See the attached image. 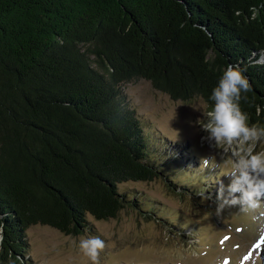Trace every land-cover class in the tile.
Listing matches in <instances>:
<instances>
[{
	"label": "trees",
	"instance_id": "1",
	"mask_svg": "<svg viewBox=\"0 0 264 264\" xmlns=\"http://www.w3.org/2000/svg\"><path fill=\"white\" fill-rule=\"evenodd\" d=\"M261 4L0 0V264L29 262L34 225L78 236L95 231L87 215L108 220L129 208L160 219L121 184L162 178L178 194L192 191L169 172L185 168L176 163L189 158L184 151L169 170L152 159L125 83L144 79L174 101L201 98L210 111L212 89L239 65L250 84L240 107L250 125H264Z\"/></svg>",
	"mask_w": 264,
	"mask_h": 264
},
{
	"label": "rangeland",
	"instance_id": "2",
	"mask_svg": "<svg viewBox=\"0 0 264 264\" xmlns=\"http://www.w3.org/2000/svg\"><path fill=\"white\" fill-rule=\"evenodd\" d=\"M123 90L152 140V159L169 170L167 163L179 150L189 157L178 155L176 163L181 161L185 168L171 167L169 172L176 184L192 191L178 189L182 192L178 194L162 178L121 184L120 191L156 206L160 219H146L142 212L127 208L114 219L87 215L94 233L68 236L48 226H31L26 264H91L79 247L80 239L89 236L106 243L100 264H264V206L247 213L239 205L225 207L217 214V182L229 183L225 174L231 164L229 154L211 146L214 141L207 140L208 133L201 128L207 121L205 102L174 101L144 79L125 83ZM262 150L264 142H259L256 151ZM209 156L216 157L215 169L200 164ZM202 192L203 197L198 195Z\"/></svg>",
	"mask_w": 264,
	"mask_h": 264
},
{
	"label": "clouds",
	"instance_id": "3",
	"mask_svg": "<svg viewBox=\"0 0 264 264\" xmlns=\"http://www.w3.org/2000/svg\"><path fill=\"white\" fill-rule=\"evenodd\" d=\"M259 8H264V4ZM259 8L250 9L253 19L259 14ZM244 71L246 68L239 65L226 67L212 89L209 99L214 104L206 113L207 121L201 125L208 133L206 139L214 141L211 146L230 156L231 170L225 174L230 181L227 185L220 180L217 182V214L225 207L239 205L240 211L247 213L264 206V150L256 151L257 144L264 142V125H250L248 113L240 107L241 93L250 90ZM200 164L204 168L218 167L215 156L202 157ZM198 195L203 197L204 192ZM79 247L91 264H100V254L106 243L98 236H89L80 239Z\"/></svg>",
	"mask_w": 264,
	"mask_h": 264
},
{
	"label": "snow or ice",
	"instance_id": "4",
	"mask_svg": "<svg viewBox=\"0 0 264 264\" xmlns=\"http://www.w3.org/2000/svg\"><path fill=\"white\" fill-rule=\"evenodd\" d=\"M225 239H228L227 237H225ZM261 240L264 241V237H261ZM251 255V254H249ZM245 259H248V257H245Z\"/></svg>",
	"mask_w": 264,
	"mask_h": 264
},
{
	"label": "water",
	"instance_id": "5",
	"mask_svg": "<svg viewBox=\"0 0 264 264\" xmlns=\"http://www.w3.org/2000/svg\"><path fill=\"white\" fill-rule=\"evenodd\" d=\"M0 240H1V237H0Z\"/></svg>",
	"mask_w": 264,
	"mask_h": 264
}]
</instances>
